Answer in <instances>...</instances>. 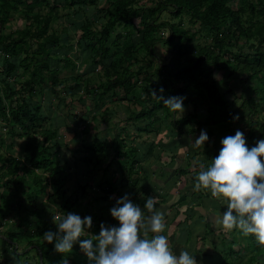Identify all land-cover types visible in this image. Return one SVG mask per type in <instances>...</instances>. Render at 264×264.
Masks as SVG:
<instances>
[{
  "label": "rangeland",
  "instance_id": "rangeland-1",
  "mask_svg": "<svg viewBox=\"0 0 264 264\" xmlns=\"http://www.w3.org/2000/svg\"><path fill=\"white\" fill-rule=\"evenodd\" d=\"M10 1L17 11L6 18L0 12V264H45L46 248L40 247L45 242L63 258L43 237L56 229L53 215L90 214L91 237L102 221L119 223L110 208L126 192L142 208L147 196H157L166 218L163 231L171 234L175 226L169 221L176 217L171 205L185 210L192 187H184L186 197L165 184L191 159L189 151L219 153L222 137L238 128L249 146L260 139L264 69L258 58L264 41L239 28L261 30L264 0H229L239 19L230 30L229 24L219 30L201 24L187 10L177 14L174 0ZM205 51L219 61L203 64L202 79H214L223 102L210 99L202 84L199 94L180 93L186 97L185 111L177 119L151 96L152 90L159 95L163 86L165 96L178 95L185 84L181 71ZM121 72L131 77L130 89L105 91ZM195 126L197 132H188ZM201 129L210 139L196 148L190 139ZM173 138L180 145L176 152L171 151ZM191 165L200 168L195 161ZM219 201L213 197L211 206ZM238 235L242 247L236 243L232 260L243 264L251 254L247 238ZM198 238L192 234L189 244ZM202 247L198 251L204 252ZM258 258L261 262L249 264H264V256ZM68 259L88 264L78 244Z\"/></svg>",
  "mask_w": 264,
  "mask_h": 264
},
{
  "label": "clouds",
  "instance_id": "clouds-1",
  "mask_svg": "<svg viewBox=\"0 0 264 264\" xmlns=\"http://www.w3.org/2000/svg\"><path fill=\"white\" fill-rule=\"evenodd\" d=\"M164 92L161 86L159 95L153 89L151 96L162 101L177 119L182 118L186 97L165 96ZM238 118V114L233 117ZM209 139L207 130L201 129L194 140L190 139V144L199 148ZM246 140L239 128L234 135L222 137L218 155L207 166L199 164L195 187L210 191L226 205L219 221L223 228H238L264 245V138L251 146ZM157 199L147 196L142 208L131 199L130 193L117 197L110 212L119 223L107 225L102 221L99 233L91 237L87 235V230L93 227L90 214L58 211L52 217L56 229L45 231L43 237L49 243L54 242V250L63 254L61 264H70L68 257L77 244L88 264H198L188 249L176 254L170 247L163 231L164 212L157 207Z\"/></svg>",
  "mask_w": 264,
  "mask_h": 264
},
{
  "label": "trees",
  "instance_id": "trees-1",
  "mask_svg": "<svg viewBox=\"0 0 264 264\" xmlns=\"http://www.w3.org/2000/svg\"><path fill=\"white\" fill-rule=\"evenodd\" d=\"M174 2L177 8V14H179L182 10L190 11L192 12L193 17L196 20L200 21L201 24L209 26L212 29L219 30L225 25L229 24L227 30H230L231 27H233L231 23L238 22L239 20L236 15V11L231 9L230 5H228L229 0H174ZM16 11H17V6H15L10 0H0V12L4 13L5 18L10 13ZM111 27H112L111 24L105 26L103 35L106 39L110 35L109 30L111 29ZM171 28L175 32L183 31V29H180L176 25H171ZM239 29L241 30V33L246 34L247 37H251L253 35L262 36V41H264V25L261 26V30H257L254 33L243 30L242 27H240ZM211 53L212 51H205L203 54L199 55V57L196 60L194 59L190 60V62L183 69V71H181L182 76H180V78H182L185 81V84L184 87L181 89V91H178L177 94L188 91L189 92L194 91L199 94L203 91L201 85L204 84L207 95L210 99L214 100L216 104H221L223 102L221 95L219 94L218 88L214 82V79H212L209 75V79L203 81L201 76L203 74V64L206 61L208 62L210 58H216L217 61H219V57L217 55L211 56L212 55ZM258 63L259 66L262 69H264V53H261V55L259 56ZM255 75H258V71L250 74L249 76L252 77ZM261 78H264V75ZM261 80L264 81V79ZM118 86L125 87V90L127 91L130 89L129 87L132 86V82L129 74H127L126 72L118 73L113 80H111L108 84L105 85L104 90L105 91L112 90ZM211 114H215V110L214 111L212 110ZM185 124H187V122ZM182 128H184V126ZM197 131L198 130L196 129V126L193 128L189 127L188 129V132L191 133ZM177 134L178 133L175 132L172 133L171 135L174 137ZM259 137L264 138V122H261L260 124ZM176 142L177 140H175L174 138L170 142L172 143L171 151L177 149L180 146ZM96 143L101 145V147H103L104 145V143L99 140H96ZM196 150H194V152H192V150L189 151V156L191 159L188 161L187 164L183 165L180 168H177L175 170V173L170 176L168 180L169 182L165 184L168 188L174 187L172 189H177L178 194L186 197H187L186 195L187 193H184L183 190L184 187L188 185H191L192 187V192L189 193L188 195V197L190 198V202L185 210L180 209V207L177 205H171L172 209H175L174 213L176 217H174V219H171V221H169V224L170 225L174 224L175 229L171 234H168V232L165 233L166 235H169L168 242L170 247L176 254H179L181 249H187V244H189L192 234L196 233V236H199V238L201 237L200 241H202L203 243L205 240H208L209 242H213L215 239L219 240L216 242V245H214L213 247L215 254H219V255L221 254V256H219L220 259L217 261L218 264H234V260H232V256L236 255V253L234 252L235 250L234 246L236 245V243H238V246L240 245V247H242L241 243L237 242L239 237L238 235V231H239L245 238H247L248 252L251 254L250 257L246 260V262H243V264H249L251 262H258V263L261 262L258 256L260 255L264 256V245L259 244L255 240L252 234L245 235L238 228H233V229L223 228V226L219 223V221L222 217V211L226 208V205H223L222 201H219L220 204L218 206L216 205V203H213L211 206L210 202L213 200V196L211 195L210 191L202 188L197 189L195 187L197 181L196 173L200 170V168L197 169L198 167L197 168L194 167V169H190V166H193L191 165L192 161L197 162L198 165L200 163L203 164L205 163V166H207L208 164L211 163L212 158L218 155L216 151L213 152L210 150V148L206 149V152L200 151V153H197ZM164 199L166 198L163 197V199L161 200ZM156 204L158 206V203ZM213 214H215V217L212 218V220H210L211 218L210 215ZM181 215L183 216L180 219L181 221L176 222L175 221L176 218ZM184 224L187 227H189V230H181V227ZM195 228H196V232H194ZM197 230L199 231L197 232ZM177 232L180 233L178 234L180 235L178 239L174 238ZM40 247L42 250L44 249V247L46 248V252L44 253L46 257L45 256L44 257L45 259L46 258L49 259L48 264H61L60 260L62 259V257L59 258V255L55 256L54 254H52L49 250L50 247L49 248L46 247V242L41 243ZM240 247L239 249H237L238 252L240 251ZM205 254H207V252ZM61 256H63V254ZM58 258H59L58 261L60 263L56 261ZM47 259L45 264H47ZM38 263L42 264L39 260Z\"/></svg>",
  "mask_w": 264,
  "mask_h": 264
},
{
  "label": "crops",
  "instance_id": "crops-1",
  "mask_svg": "<svg viewBox=\"0 0 264 264\" xmlns=\"http://www.w3.org/2000/svg\"><path fill=\"white\" fill-rule=\"evenodd\" d=\"M166 225H169V224L167 223ZM200 239H201V237L199 238L198 241L195 240L191 244H187V249L193 255L196 256L197 262L198 261H205L207 264H216V262L220 259L219 256H221V254L220 255L219 254H215L213 247H214V245H216V242L219 241V240L215 239L213 242H209L208 240H205L204 243H203L202 241H200ZM202 246L203 247L206 246L205 251L204 252L198 251V249H200V247H202ZM195 251H197V252L195 253ZM206 252H207V254H205ZM207 255H209V256H207ZM210 255H212V256H210ZM198 264H199V262H198Z\"/></svg>",
  "mask_w": 264,
  "mask_h": 264
}]
</instances>
